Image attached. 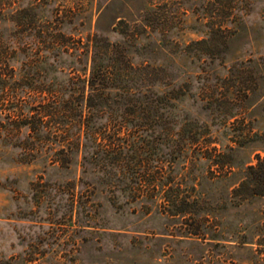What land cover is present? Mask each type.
<instances>
[{"label":"rangeland","instance_id":"rangeland-1","mask_svg":"<svg viewBox=\"0 0 264 264\" xmlns=\"http://www.w3.org/2000/svg\"><path fill=\"white\" fill-rule=\"evenodd\" d=\"M257 153L264 0H0V264H264Z\"/></svg>","mask_w":264,"mask_h":264},{"label":"trees","instance_id":"trees-1","mask_svg":"<svg viewBox=\"0 0 264 264\" xmlns=\"http://www.w3.org/2000/svg\"><path fill=\"white\" fill-rule=\"evenodd\" d=\"M220 28V27H219ZM92 65L89 71V75L87 77V79H85L86 81V86L88 88V93L84 94V87L85 85H83V87L81 88V99H82V106H85L87 108H92L95 107L97 109H99L103 104H105V106H108L105 102H98V103H92L93 98H100L103 96H107L109 93V91L112 89H116L118 88L117 85H115L112 82V78H117L120 75H124V74H128L129 72H134L135 68L130 67L131 65L129 63H127L126 61V65L128 66L127 68L124 69L123 73H111L110 71H108L107 65H100L101 63L98 61V65L95 66L94 65V60L92 59ZM130 68V70L128 69ZM147 69L146 66H143V70ZM140 69V67L138 68ZM153 71L151 70L150 73H152ZM142 76L149 74L147 72H143L142 70L140 71V73H138ZM138 75V76H140ZM142 78V77H141ZM144 78V77H143ZM150 80V79H149ZM154 82V81H152ZM129 91V90H128ZM126 90V94H129ZM133 93V92H132ZM131 93V94H132ZM152 95L156 94L158 95V93L156 92H152ZM159 97H164L166 94L164 92L159 93ZM53 97V96H52ZM56 97H53V99L51 100V103L53 104H46V106L43 105V108L38 111V114L41 115L42 117H46L47 120L45 121H53L55 122V117L58 114V109H57V105L56 102L57 100L55 99ZM70 98V97H69ZM101 99V98H100ZM67 103V102H66ZM74 104V111H76L77 113L75 114V116H77L78 118L83 116L82 114V106L81 109L77 110L78 106L80 105L79 103H72L70 100L68 101V105L71 107ZM76 106V107H75ZM100 106V107H99ZM99 107V108H98ZM254 163H251L249 165H247L244 168V174L242 179L236 184L235 187L232 188L231 192L235 195H237L240 198H246L248 196H252V195H264V155H260V154H255L254 156ZM215 164V163H213ZM187 197L185 196H181V195H177L174 194L172 195L171 199L172 200H167L169 201V203L171 202V205H175L176 203L174 202H179V201H183L185 203V205L187 203H192V201L186 199ZM181 208V207H180ZM183 209H180V211H182Z\"/></svg>","mask_w":264,"mask_h":264}]
</instances>
